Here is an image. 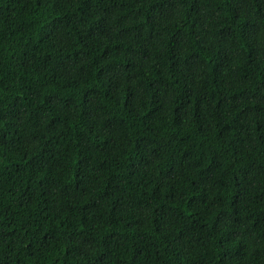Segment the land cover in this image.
<instances>
[{
  "label": "trees",
  "instance_id": "obj_1",
  "mask_svg": "<svg viewBox=\"0 0 264 264\" xmlns=\"http://www.w3.org/2000/svg\"><path fill=\"white\" fill-rule=\"evenodd\" d=\"M0 264H264V0H0Z\"/></svg>",
  "mask_w": 264,
  "mask_h": 264
}]
</instances>
